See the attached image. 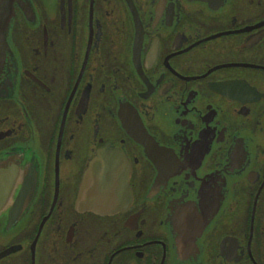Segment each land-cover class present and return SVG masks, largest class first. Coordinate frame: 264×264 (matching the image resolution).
Masks as SVG:
<instances>
[{"label":"flooded vegetation","instance_id":"af4514ba","mask_svg":"<svg viewBox=\"0 0 264 264\" xmlns=\"http://www.w3.org/2000/svg\"><path fill=\"white\" fill-rule=\"evenodd\" d=\"M11 173L0 264H264V0H0Z\"/></svg>","mask_w":264,"mask_h":264},{"label":"water","instance_id":"95a60500","mask_svg":"<svg viewBox=\"0 0 264 264\" xmlns=\"http://www.w3.org/2000/svg\"><path fill=\"white\" fill-rule=\"evenodd\" d=\"M102 160H103V157L100 155L99 158L95 159L94 162L91 164V166L89 167V171H88V175H86V177H88V181H86L84 183V191H82L83 195H86L88 194L89 190L87 191V186L89 187V189L92 191L93 189L92 186L90 185L91 184V177H95L96 175L99 176L98 180L96 181V185H95V181L92 180V184L94 187L97 188V190H94L93 193H94V196L92 199H100V198H104V194L108 191L106 190L107 188H105L103 185L106 183V179H104L106 177V174L103 173V170H105V168L103 167L102 165ZM2 167V170H5L6 167L4 166H1ZM98 171V173H95V174H92L93 171ZM8 170V169H7ZM6 170V171H7ZM4 173H7V172H4ZM9 174V172H8ZM3 175V174H1ZM13 176L14 177V174L11 173L10 176L7 177L4 176V178L6 179H2L0 178V211L3 207V204L5 203V200L10 192V189H11V179L10 177ZM1 177V176H0ZM120 183V182H119ZM32 189H28L26 187H23L22 190L19 191V194L15 200V203L14 205H16L18 208L22 207V205L25 203L27 197L32 194ZM95 206V205H93ZM13 208V206H12ZM8 225V223H7Z\"/></svg>","mask_w":264,"mask_h":264}]
</instances>
